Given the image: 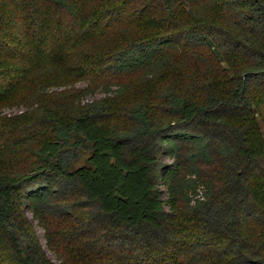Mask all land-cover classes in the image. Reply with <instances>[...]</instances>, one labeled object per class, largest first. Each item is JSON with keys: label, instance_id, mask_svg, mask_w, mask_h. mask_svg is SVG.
Masks as SVG:
<instances>
[{"label": "trees", "instance_id": "1", "mask_svg": "<svg viewBox=\"0 0 264 264\" xmlns=\"http://www.w3.org/2000/svg\"><path fill=\"white\" fill-rule=\"evenodd\" d=\"M2 2L0 97L38 67L20 6L37 37L44 4L84 32L123 25L73 53L107 80L37 82L32 119L2 132L0 264H264V0Z\"/></svg>", "mask_w": 264, "mask_h": 264}, {"label": "rangeland", "instance_id": "2", "mask_svg": "<svg viewBox=\"0 0 264 264\" xmlns=\"http://www.w3.org/2000/svg\"><path fill=\"white\" fill-rule=\"evenodd\" d=\"M84 1L89 3V0ZM3 4L2 0H0V7H2ZM19 8L24 13V22L21 21V25L28 31L27 35L30 46V53L27 55L28 60L26 57L25 59L28 64L30 63V65L33 66L37 65L38 67L31 71L27 80L12 88L6 96L0 97V138L3 135L2 132L10 130L11 126L19 124L20 121L32 119L35 111L33 105L35 99H30L28 96L31 94L37 82L45 81V83H47L46 90L43 93H40L41 97L42 95L51 97L56 90L70 87L72 84L86 86L92 83L95 85L99 83L101 84V80H107L106 77L100 75L95 64L92 63V58L95 57V54L93 53L89 54V58L72 66L73 53L79 49L80 43L105 39L108 41V47L115 46L122 41L121 36L118 33V28L123 21H116L115 24L111 25L102 22V24L98 26L96 32H84L81 28L77 29L73 25L74 23L72 24V22H70V20L63 14L47 4H44L43 6V14L46 20L43 21V31L39 34L40 37H37V33H35V30L31 25L29 6L22 5ZM138 31L144 32L141 29H138ZM47 63L60 65L62 69L47 68L48 70L43 72L44 69H40V67L45 66ZM224 65H226V63H224ZM86 71L90 75V80L94 79L96 82H88L86 79H82L88 78L85 73ZM67 80H70L72 83L67 82ZM157 82L158 80L149 82L146 86L140 88L136 94L152 95ZM112 88L115 89L116 86H112ZM105 95L103 88L100 86L95 89L93 95H87L83 100L88 101L93 98L104 97ZM116 104H120V99L116 100ZM259 126L261 132H263L262 123H260ZM86 151V148L80 149L81 155L76 161L75 166H79L85 162V159L88 156V152ZM165 160L168 162L171 161L168 157H166ZM163 188L165 187L163 186ZM163 196L164 198H167L165 189H163ZM27 215L32 220L34 228L39 236V240L45 248L48 256L55 261V263H58L59 260L57 253L52 252L47 246L45 229L32 218L29 211L27 212Z\"/></svg>", "mask_w": 264, "mask_h": 264}]
</instances>
